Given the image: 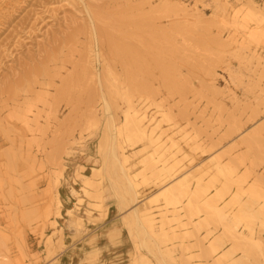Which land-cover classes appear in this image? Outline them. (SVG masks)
Masks as SVG:
<instances>
[{
    "label": "rangeland",
    "instance_id": "374dc122",
    "mask_svg": "<svg viewBox=\"0 0 264 264\" xmlns=\"http://www.w3.org/2000/svg\"><path fill=\"white\" fill-rule=\"evenodd\" d=\"M251 10L254 20L247 21ZM261 29L264 0H0V264H131L134 255L146 258L137 264H160L127 230L142 203L120 209L107 180L97 184L106 196L98 216L89 221L84 203L78 211L84 226L70 224L67 209L77 204L72 187H84L75 168L91 179L102 169L99 148L111 133L103 93L117 124L125 94L150 116H161L157 105H163L205 149L189 151L198 166L235 147L230 158L243 161V187L264 192V40L247 34ZM105 66L118 79L113 88L91 78ZM252 139L257 143L247 146ZM125 146L132 154L143 149ZM140 189L145 197L156 192L147 184ZM57 192L64 206L54 227V213L47 218L46 211ZM210 226V237L222 240V226ZM253 229L264 242L259 221ZM181 234L167 264H213L203 250L192 249V257L183 252L182 240L193 239ZM223 241L227 251L232 244ZM255 255L253 264H264V250ZM241 256L234 251L232 258Z\"/></svg>",
    "mask_w": 264,
    "mask_h": 264
},
{
    "label": "bare ground",
    "instance_id": "6f19581e",
    "mask_svg": "<svg viewBox=\"0 0 264 264\" xmlns=\"http://www.w3.org/2000/svg\"><path fill=\"white\" fill-rule=\"evenodd\" d=\"M255 14L251 10L245 20H254ZM261 24L257 23L258 26ZM101 33L108 35L104 28ZM247 34L250 38L264 40L263 29L257 32L248 30ZM108 37L109 44L115 46L114 39L110 35ZM121 50L122 48L115 47L113 51L117 54ZM96 56L100 58V54ZM105 67L102 72H93L91 78L93 81L96 78V83L103 88L106 80L110 83V88H113L118 79L108 66ZM102 99L104 116L107 118L106 128L111 132L110 135L107 133L104 144L99 148L102 169H94L96 178L91 179L83 167L75 168L74 178L80 180L84 187L81 192L72 187L77 204L74 208L67 209L70 224L77 226V229L84 226V219L78 214L84 203L87 204L89 221L98 216L99 209L104 207L106 196L102 189H98L97 184L101 179L107 180L110 184L109 191L117 197L120 209L142 203L130 215L127 230L139 247L147 248L160 264H167L168 260L174 258L176 240L182 239V232L184 236L193 239L188 244L182 240V245H179L183 252H189L190 257L194 256L192 249L197 248L199 252L203 250L201 254L207 260L211 259L213 264H253L257 250L261 253L264 250V242L257 238L253 229L256 221L264 228V192L256 185L247 189L243 187L246 180V174L241 169L243 161L230 158L235 147L230 148L227 153L210 157L198 166L190 152L200 150L204 154L205 149L194 138L181 132L179 123L173 121L163 105H157V113L161 116H150L141 107L142 103L134 102L130 95L125 94L124 120L117 124L111 115L112 106L105 93L102 94ZM165 122L168 125L165 126ZM127 143H142L143 149L132 154L125 146ZM254 143L257 140L245 142L250 147ZM148 149L151 152H147ZM140 154L142 160L139 158ZM136 158L140 160V172L136 168ZM63 176L64 168H61L56 172L54 183L59 184ZM142 184L152 185L156 192L145 197L140 189ZM244 194L248 195L245 201L242 200ZM56 197L55 207L50 210L48 206L46 211L47 218L54 213V227L62 217L64 206L59 192ZM160 201L162 204L155 206ZM216 224L222 226L223 237L232 244L227 251L221 250L224 238L213 240L210 237L213 233L210 225ZM190 227L193 228L192 231ZM203 228L207 229V233L201 239L198 236H201L199 233ZM46 238L51 243L52 236L47 235ZM205 241L208 244L206 249ZM234 251H240L242 256L232 258ZM139 262H146V258L134 255L131 264Z\"/></svg>",
    "mask_w": 264,
    "mask_h": 264
}]
</instances>
